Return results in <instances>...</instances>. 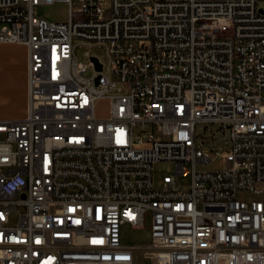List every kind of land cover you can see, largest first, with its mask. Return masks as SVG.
Instances as JSON below:
<instances>
[{
	"label": "built area",
	"instance_id": "built-area-1",
	"mask_svg": "<svg viewBox=\"0 0 264 264\" xmlns=\"http://www.w3.org/2000/svg\"><path fill=\"white\" fill-rule=\"evenodd\" d=\"M59 2L65 20L36 13ZM77 2L0 0V42L27 51L25 113L0 117V264H264V0ZM75 39L103 48L89 77Z\"/></svg>",
	"mask_w": 264,
	"mask_h": 264
},
{
	"label": "rangeland",
	"instance_id": "rangeland-1",
	"mask_svg": "<svg viewBox=\"0 0 264 264\" xmlns=\"http://www.w3.org/2000/svg\"><path fill=\"white\" fill-rule=\"evenodd\" d=\"M73 3H78L77 0H73ZM260 5H263V2H260ZM36 13L39 16L46 17L48 19L53 20H65L68 16L67 6L64 3H55L53 5H41L36 8ZM2 24L0 23V29ZM22 49L20 51H16V53L12 56V62H16L20 75V82L23 86L19 90V102L25 106L26 104V84H27V51L24 45H20ZM91 54L97 55L102 61L104 60V52L103 48L100 46H88L79 42V40H74V56L80 62H84L88 64L87 70L83 73L84 77H89L93 73V68L90 66L89 60L85 55V52L88 51ZM24 56V58H22ZM100 113H104L105 109H100ZM216 126L213 124H209L206 126V130H204V125L202 123H198L196 126V130L200 135L209 134L212 129ZM227 136V132L224 133ZM219 144V143H216ZM222 165V162L218 160V158H213L212 163L209 167H219ZM174 173V164L170 161H159L154 164L153 167V179L156 186H158L161 178L164 175H170ZM181 182L185 183L186 179L181 177L179 179ZM121 240L124 245H134V244H145L150 241V231H149V221H146V224L143 228H132L128 224H124L121 227ZM134 264H153L152 261L146 257H143L140 253L135 256Z\"/></svg>",
	"mask_w": 264,
	"mask_h": 264
},
{
	"label": "crops",
	"instance_id": "crops-1",
	"mask_svg": "<svg viewBox=\"0 0 264 264\" xmlns=\"http://www.w3.org/2000/svg\"><path fill=\"white\" fill-rule=\"evenodd\" d=\"M22 47L19 44L0 42V117H19L25 113V106L19 102L20 75L12 56ZM24 58V56L22 57ZM27 88V84H26Z\"/></svg>",
	"mask_w": 264,
	"mask_h": 264
},
{
	"label": "water",
	"instance_id": "water-1",
	"mask_svg": "<svg viewBox=\"0 0 264 264\" xmlns=\"http://www.w3.org/2000/svg\"><path fill=\"white\" fill-rule=\"evenodd\" d=\"M91 59L95 62L96 68L100 70L102 65H101L100 62H98L97 58L96 57H91ZM97 79H98V77L96 78V81H97Z\"/></svg>",
	"mask_w": 264,
	"mask_h": 264
}]
</instances>
